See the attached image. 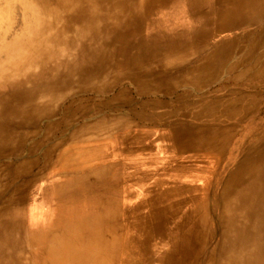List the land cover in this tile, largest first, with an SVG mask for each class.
<instances>
[{
  "label": "bare ground",
  "instance_id": "bare-ground-1",
  "mask_svg": "<svg viewBox=\"0 0 264 264\" xmlns=\"http://www.w3.org/2000/svg\"><path fill=\"white\" fill-rule=\"evenodd\" d=\"M263 110L264 0H0V264H264Z\"/></svg>",
  "mask_w": 264,
  "mask_h": 264
},
{
  "label": "rangeland",
  "instance_id": "rangeland-1",
  "mask_svg": "<svg viewBox=\"0 0 264 264\" xmlns=\"http://www.w3.org/2000/svg\"><path fill=\"white\" fill-rule=\"evenodd\" d=\"M263 112H264V110H263ZM246 141H248V139L246 140ZM245 141V142H246ZM264 187V186H263ZM208 248L207 249H205L204 250V252L200 255V257L198 258V262H197V264H203L204 263V261H205V259H206V256H207V253H208Z\"/></svg>",
  "mask_w": 264,
  "mask_h": 264
}]
</instances>
